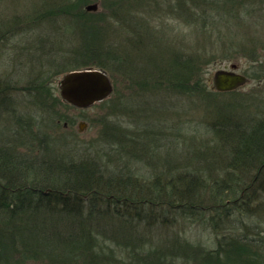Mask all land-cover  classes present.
<instances>
[{
    "label": "rangeland",
    "instance_id": "rangeland-1",
    "mask_svg": "<svg viewBox=\"0 0 264 264\" xmlns=\"http://www.w3.org/2000/svg\"><path fill=\"white\" fill-rule=\"evenodd\" d=\"M82 1L86 0H0V75L11 78L15 87L10 103L0 110V146L31 160L99 162L111 173L146 179L168 170L221 177L230 153L213 129L224 120L247 127L264 118V0H248L246 6L237 7L240 20L227 24L218 18L208 28L188 23L169 9L163 2L167 0L157 2L156 7L151 0H131L140 7L126 8L125 4L122 13L127 15V10L128 16L146 26L139 31L145 36L140 45L133 44L136 37L118 26L121 19L112 14L122 0ZM89 5L98 9L88 11ZM51 9L55 16L39 17ZM59 9H70L72 14L56 16ZM85 14L86 18L77 16ZM82 23L99 29L98 52L112 50L125 63L123 68L116 67L111 58L112 64H107L111 71L95 67L108 74L113 92L88 108L61 98L59 82L69 72L57 75L56 67L65 59L74 62L73 52L92 43L90 28ZM171 51L187 61L197 59L200 65L194 83L200 81L201 90H163L158 95L144 90L145 85L141 90L133 85L131 80L149 81L148 74L156 72L155 62H166ZM232 65L248 77V83L232 92L216 91L213 75ZM44 80L51 89L46 94L34 90V83ZM146 206L145 212L162 219L144 239V248L156 252L173 248L174 240L181 243L176 251L188 247L197 250L196 256L213 252L220 233L229 231L236 220L225 219L217 231L208 218L223 215L219 209L202 214L168 203L154 204L153 209ZM166 252L165 264L199 261ZM124 254L119 261L129 257Z\"/></svg>",
    "mask_w": 264,
    "mask_h": 264
},
{
    "label": "trees",
    "instance_id": "trees-1",
    "mask_svg": "<svg viewBox=\"0 0 264 264\" xmlns=\"http://www.w3.org/2000/svg\"><path fill=\"white\" fill-rule=\"evenodd\" d=\"M247 1L163 2L188 23L208 28L218 18L227 24L229 20H240L242 15L237 7L246 6ZM82 2L89 3V0ZM131 2L122 0L117 8L113 7L112 14L121 19L118 26L136 37L133 44L140 45L145 36L139 31L142 25L146 26L128 16L127 10V15L122 13L125 4L126 8L140 7ZM151 2L156 7L162 0ZM113 4L114 1L110 6ZM59 10L56 16L72 14L70 9ZM51 12L52 9L46 10L39 17L55 16ZM77 16L87 17L86 14ZM86 28H90L88 38L92 43L83 44L73 52L74 62L62 60L56 66L57 75L95 67L111 71L107 64L112 63L124 67L125 63L120 58L117 60L112 50L98 52L95 41L99 29ZM203 54L199 56L202 58ZM111 58L113 61L109 63ZM189 61L171 51L166 62H155L156 72L148 74L149 81L147 78L131 81L138 89L145 85L144 90L158 95L156 92L163 90L196 92L202 89L200 81L194 83L200 64L197 59ZM14 88L11 78L0 75V110L10 103ZM34 90L50 92L48 80L36 81ZM219 124L213 132L223 139L230 153L221 177L168 170L146 179L111 173L99 162L31 160L0 146V264H127L128 259L129 264H165L166 251L187 260L198 258L197 264L201 261L204 264H264V118L247 127L226 120ZM158 203L202 214L219 209L223 215L208 218L217 231L225 219L235 217L236 220L229 231L220 233L218 247L213 252L196 256L197 250L188 247L184 252L176 251L181 246L178 240H174L173 248L156 252L153 248H144L147 245L144 239L152 232L151 226L162 219L153 212H145L143 207L153 209ZM214 204L217 205L212 208ZM120 254L129 257L119 261Z\"/></svg>",
    "mask_w": 264,
    "mask_h": 264
},
{
    "label": "water",
    "instance_id": "water-1",
    "mask_svg": "<svg viewBox=\"0 0 264 264\" xmlns=\"http://www.w3.org/2000/svg\"><path fill=\"white\" fill-rule=\"evenodd\" d=\"M97 9V5L87 7L88 11ZM237 69V65H232L229 70L217 71L212 77L214 89L224 93L246 85L248 77L238 73ZM58 89L61 98L67 103L78 108H88L108 98L113 92V85L105 71L91 68L69 72L59 82Z\"/></svg>",
    "mask_w": 264,
    "mask_h": 264
}]
</instances>
